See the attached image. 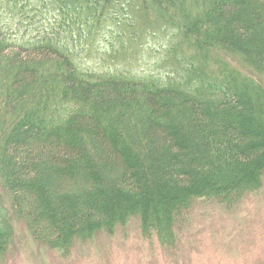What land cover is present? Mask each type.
<instances>
[{"label":"trees","instance_id":"1","mask_svg":"<svg viewBox=\"0 0 264 264\" xmlns=\"http://www.w3.org/2000/svg\"><path fill=\"white\" fill-rule=\"evenodd\" d=\"M1 11L0 258L19 223L67 254L136 217L172 247L194 201L262 187L264 0H0ZM149 36L164 43L150 50ZM77 179L85 193L69 190Z\"/></svg>","mask_w":264,"mask_h":264},{"label":"rangeland","instance_id":"2","mask_svg":"<svg viewBox=\"0 0 264 264\" xmlns=\"http://www.w3.org/2000/svg\"><path fill=\"white\" fill-rule=\"evenodd\" d=\"M0 13L7 16L5 12ZM158 39L149 36L144 42H149L147 48L154 50L164 43ZM146 45L143 44L145 48ZM77 46L82 48L85 43ZM99 58L98 55L96 60ZM77 181L71 183L69 190L85 193L83 181ZM221 202L194 201L181 217L186 219L181 220L184 222L181 227L185 229H181L174 245L167 248L154 236L143 235L136 217L112 233L100 231L91 239L77 241L67 254L33 239L19 223L14 241L7 255L0 258V264H264V175L260 189L243 191L230 204Z\"/></svg>","mask_w":264,"mask_h":264}]
</instances>
